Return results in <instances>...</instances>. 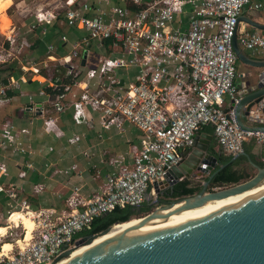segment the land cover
<instances>
[{"label":"built area","instance_id":"2783aa9c","mask_svg":"<svg viewBox=\"0 0 264 264\" xmlns=\"http://www.w3.org/2000/svg\"><path fill=\"white\" fill-rule=\"evenodd\" d=\"M126 1L135 8L111 6L105 10L88 0H66V25L86 35L61 59L28 58L29 44L15 37L8 39L9 47L0 45V65L17 60L23 72L20 79L12 76L7 82L0 81V102L8 100L10 90L42 77L58 93L54 109L63 112L66 102L71 101L77 124L88 123L92 111L101 114L105 128L129 121L143 133L132 167L119 165L108 177L105 190L87 200L80 198L76 188L68 199L71 210L67 217L32 212L23 201L20 212L34 222L32 237L23 247L4 250L2 244L9 237H25L22 221L24 236L14 232L20 226L8 236H0V264H55L62 254L76 248V235L91 230L97 218L117 208L139 209L149 193L156 200L160 194L154 184L182 162L183 152L194 147L195 137L205 126L213 128L218 145L233 157L245 151L247 142L264 145L263 133L241 129L233 111H226L229 101H238L239 96V58L233 45L239 18L245 8L259 9L261 4L255 0ZM55 12H38L32 29L51 23L59 15ZM184 17L188 18L186 30L182 29ZM61 40L69 41L67 36ZM237 40L247 51L264 49V31L242 32ZM107 43L110 55L105 49ZM94 44H99L97 53L91 49ZM49 50L54 52L55 46ZM93 55L96 64L92 66L89 58ZM84 58L85 67L81 65ZM61 67L67 70L66 76L72 77L70 84L55 81ZM130 67L138 73L133 81L124 80L122 85L117 71ZM29 99L34 103L33 96ZM263 109L264 98L258 103L257 113ZM46 125L48 131L57 132L52 119ZM27 133V129L17 131L12 121H5L0 149L14 148L20 134ZM79 141L77 136L69 140L71 144ZM6 173L7 168L0 165V175ZM20 176L24 178L26 173L22 171ZM0 192L17 198L12 188L0 186Z\"/></svg>","mask_w":264,"mask_h":264},{"label":"crops","instance_id":"0c3cea01","mask_svg":"<svg viewBox=\"0 0 264 264\" xmlns=\"http://www.w3.org/2000/svg\"><path fill=\"white\" fill-rule=\"evenodd\" d=\"M65 1L0 0L3 3L2 6L0 5V45L5 44L9 47L8 39L15 37L19 42L25 41L29 44L28 58L42 61L49 56L61 59L69 55L73 43L86 35V32L69 28L66 25L65 8H63ZM88 1L105 10H109L111 6L134 8L126 0ZM255 1L261 4V7L244 9L237 39L242 32L250 34L263 31L257 27L264 25V0ZM5 4L6 7L3 6ZM191 10L192 6L189 5V13ZM42 11H56L55 13L59 15L51 23L33 30V26H36L35 16ZM183 22L182 29L186 30L188 18L184 17ZM62 36H67L69 41L63 42ZM51 45L55 46L54 52L49 50ZM109 47L107 43L105 49L108 55L112 54ZM240 48L251 60L264 62V49L254 53L241 46ZM91 49L93 53H97L99 44L92 45ZM92 58L94 55L89 58L90 65L93 66L96 64V58L93 60ZM8 67L15 69L12 70L16 72L15 76L11 75V71H4ZM247 67L251 68V71H238L237 85L241 82L254 84L256 75L263 71ZM66 72L67 70L63 72L59 68L55 81L65 85L70 84L72 77L66 76ZM137 73L138 70L131 67L117 71L122 82L124 80L133 81ZM241 74L242 78H240ZM22 75L23 72L17 60L0 65V81H8L12 76L20 79ZM44 91L46 94L42 93ZM56 92V89L44 82L41 77L40 80H28L27 83L21 84L19 89L10 90L8 100L0 102V133L5 121H12L17 131L28 130L27 134H20L16 139L14 148L0 149V165L7 168V173L0 175V186L12 188L17 194V198L13 199L8 194L0 192L1 228L5 229V224L9 223L8 218L11 214L21 211L23 201L28 203L29 210L32 212H51L53 218L67 217L71 210L68 206V199L76 188L79 189L80 198L83 200L104 191L108 177L119 169V165L132 167L135 152L141 147L140 140L143 133L129 121H125L121 126L112 125L105 128L101 114L90 111L88 123L77 124L73 119L71 101L66 102L63 112H57L53 106L57 101L58 93ZM30 95L33 96L34 103L30 101ZM231 103L232 101H229L227 109L232 105ZM50 119L54 121L57 132L60 134L47 130L46 124ZM203 128L198 134L213 136L210 145L211 152L214 148L216 153L230 157L231 155L224 152L218 145L214 133H208ZM209 129L213 128L209 126ZM76 136L80 137V141L71 144L69 140ZM244 147V152L254 163H264V145L251 141L245 143ZM28 165H31V169L27 168ZM220 166L218 162L216 169ZM237 169L245 175H248L250 171H256L249 160ZM22 171L26 173L24 178L20 176ZM209 176L205 175L206 178ZM202 184V181L190 182L191 187H200Z\"/></svg>","mask_w":264,"mask_h":264},{"label":"water","instance_id":"95a60500","mask_svg":"<svg viewBox=\"0 0 264 264\" xmlns=\"http://www.w3.org/2000/svg\"><path fill=\"white\" fill-rule=\"evenodd\" d=\"M241 19L242 17L239 21ZM257 28L264 31V25ZM233 45L242 63L263 71L256 75L254 84L241 82L237 85L238 101H232L226 111H233L241 129L264 134V109L257 113L258 103L264 98V62L248 58L236 37ZM85 62L86 58L83 60V66ZM242 77L241 74L240 78ZM212 139L213 136L198 134L194 147L183 152L182 162L163 180L154 184L156 193L164 195L168 189L180 182L202 181V190L199 193L170 203L154 201L149 193L147 201L153 202L148 208H156L146 216L140 217L143 219L140 224L113 238L102 237L95 240L110 233L115 225L99 234L81 238L76 243V248H79L65 252L55 264H264V191L209 216L177 227L147 234H133L153 219H166L172 214L201 208L209 202L252 190L264 182V167L254 163L250 156L243 152L232 161L246 157L256 169V175L235 185L215 183V177L226 165L216 169L218 159L210 149ZM205 175L210 176L206 178ZM213 187L221 188L211 192ZM179 204L182 205L170 214H163ZM125 223L127 222L119 224Z\"/></svg>","mask_w":264,"mask_h":264},{"label":"bare ground","instance_id":"6f19581e","mask_svg":"<svg viewBox=\"0 0 264 264\" xmlns=\"http://www.w3.org/2000/svg\"><path fill=\"white\" fill-rule=\"evenodd\" d=\"M2 4L3 3L0 2L1 6H2ZM262 191H264V182L252 190L246 191L242 194L230 196V197L222 199V200L209 202L204 207L193 209V210H185L181 213L172 214L166 219L165 218L153 219L152 221L147 223L145 226H143L139 231H136L133 234H135V235L147 234V233L159 231L162 229L177 227L179 225L191 222L193 220L209 216L215 212H218L222 209H225L231 205H234V204H236V203H238V202H240V201H242V200H244L250 196H253L257 193H260ZM181 205L182 204H179L171 210L164 211L163 214H170V212H172V210L179 208ZM27 218H30V217L28 215L24 214L23 212H16V213H13L11 215V217L9 218V223L5 227L6 230L4 228L0 227V229L4 230L3 234H0V236L5 237V236H8L9 232L11 230H13V228H15V226L16 227L21 226L20 225L21 221L23 222L22 223L23 225H27V229L25 230L26 231L25 237H19L16 240H13L11 237H9V239H6L2 244L4 250H11V249H15L18 247H23L29 242V240L32 237V232L34 229V222L31 218H30V220H27ZM142 220L143 219H139V220L133 219V220H131L125 224H117V225H115V227L113 228V230L110 233H108L107 235H104V236H99L95 240L102 238V237L113 238L114 236L118 235L119 233L125 232V231L129 230L130 228H133L134 226L140 224L142 222ZM78 248H75L74 250H76ZM58 263H56V264H58Z\"/></svg>","mask_w":264,"mask_h":264},{"label":"trees","instance_id":"16d2710c","mask_svg":"<svg viewBox=\"0 0 264 264\" xmlns=\"http://www.w3.org/2000/svg\"><path fill=\"white\" fill-rule=\"evenodd\" d=\"M134 7V6H133ZM135 8V7H134ZM14 68H9L4 71H11V75H16V72H13ZM60 70L63 72L66 71L64 67H61ZM57 74L55 73V77ZM70 78V77H69ZM68 81V80H67ZM7 82V81H6ZM71 82V81H70ZM203 130L208 133L213 134L214 130L209 129V126L203 128ZM212 153L217 157L220 165H226V167L221 170L218 175L215 177L214 182L217 184H225V185H235L244 180L248 179L250 176L242 174L237 168L239 166L248 163V159L246 157H240L239 159L232 161L233 157H224L215 152L214 148L212 149ZM260 166L264 167V163H259ZM197 193L196 187H191L189 181H183L178 183L171 191H168L165 195L168 197L175 196L179 200L185 197L193 196ZM135 209L132 207H126L124 209L117 208L113 212H111L106 217L97 218L92 225L91 230L80 232L76 235L75 239L84 238L89 235L99 234L106 230L107 228L119 224L131 221L134 216H140L143 213H149L150 210L148 207L142 206V209Z\"/></svg>","mask_w":264,"mask_h":264},{"label":"rangeland","instance_id":"374dc122","mask_svg":"<svg viewBox=\"0 0 264 264\" xmlns=\"http://www.w3.org/2000/svg\"><path fill=\"white\" fill-rule=\"evenodd\" d=\"M8 42H9V41H8ZM93 59H94V58H92V60H93ZM237 69H238L239 72H248V71H251V70H250L251 68L245 66V64H243L240 60H239V62H238V64H237ZM248 175H249L250 177H249L248 179L244 180V182H245V181H248L249 179H251L252 177H254V176L256 175V171H250V173H249ZM149 201H151V200H149ZM155 208H156V206H155V207H149V210L151 209L150 212L153 211ZM150 212H149V213H150ZM146 215H147V214L140 215V216H134V217L132 218V220H133V219H135V220H139V219H141L140 217H143V216H146ZM5 225L7 226V224H5ZM24 228H25V230H26V229H27V225H24ZM24 228H23V226H20L19 229H15L14 232H15V233H18L19 235H22V234H23V236H24V232H23Z\"/></svg>","mask_w":264,"mask_h":264},{"label":"flooded vegetation","instance_id":"af4514ba","mask_svg":"<svg viewBox=\"0 0 264 264\" xmlns=\"http://www.w3.org/2000/svg\"><path fill=\"white\" fill-rule=\"evenodd\" d=\"M178 185V184H177ZM177 185H175V186H177ZM174 186V187H175ZM173 187V188H174ZM172 188V189H173ZM197 188V193H199L201 190H202V187L200 186V187H196ZM171 188L170 189H168L166 192H165V194L168 192V191H171L172 190ZM196 193V194H197ZM160 195L156 200H154V201H162L163 203H170V202H173V201H178L179 199L177 198V197H175V196H173L172 195V197H168L167 195ZM153 201L151 200V201H146L145 202V204L143 205V206H145V207H148L151 203H152ZM141 209H142V207H141ZM140 209V210H141Z\"/></svg>","mask_w":264,"mask_h":264},{"label":"clouds","instance_id":"9594fccd","mask_svg":"<svg viewBox=\"0 0 264 264\" xmlns=\"http://www.w3.org/2000/svg\"><path fill=\"white\" fill-rule=\"evenodd\" d=\"M4 7H6L7 5H3ZM4 230L0 229V234H3ZM7 247V246H6Z\"/></svg>","mask_w":264,"mask_h":264}]
</instances>
